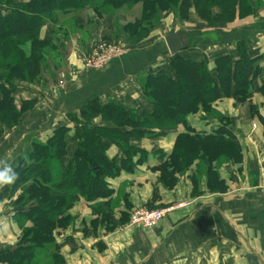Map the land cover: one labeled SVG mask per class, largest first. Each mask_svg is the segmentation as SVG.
<instances>
[{
    "label": "crops",
    "instance_id": "obj_1",
    "mask_svg": "<svg viewBox=\"0 0 264 264\" xmlns=\"http://www.w3.org/2000/svg\"><path fill=\"white\" fill-rule=\"evenodd\" d=\"M253 11L245 17L248 20L243 17L214 25L187 26L174 21L168 30L158 28L146 38L145 44L127 49L102 70L81 73L75 61L76 67L69 65L67 69L65 88L20 84L14 96L16 105L32 99L35 107L24 114L16 128H4L0 159L13 164L27 151L29 138L31 143L44 142L55 128L65 125L69 128L65 136L66 154L60 161V166L65 167L77 154L80 139L75 133L78 121H82L81 109L89 102L115 101L118 106L132 111L138 122L152 112V105L142 94L140 80L147 73L159 70L175 77L170 67L172 55L165 43L170 32L178 33L184 44L177 54L204 61L214 81L218 78L215 61L220 56L229 55L234 61L240 58L241 52L250 57L262 56L259 63L262 72L254 79L257 91L247 100L238 101L234 97L237 86L233 82L230 95L211 103L213 113L199 108L187 114L184 123L178 122L170 129L159 128L161 122L157 120L150 135L129 138L132 147L146 152L145 160L134 171H121L107 177L111 192L107 197H96L88 202L82 196L69 209L72 222L55 235L65 264H264V95L258 91L264 86V2L254 5ZM113 21L114 16L110 15L97 19L90 41H109ZM87 22V15L80 14L76 22L72 21V26L85 30ZM55 26L44 25L40 36L46 38ZM80 33L78 43L72 41L71 53L78 60L75 50L84 49L89 42L88 37ZM222 116H226V120H220ZM89 120L93 127H115L101 115ZM221 123H226L238 147L232 158L221 155L217 159L215 168L224 181V189L209 186L205 168L198 159L177 175L172 188H163L156 180L158 172L152 167L172 151L177 136L190 127L211 133ZM130 129L128 126L120 128L121 131ZM137 130L148 129L139 127ZM104 142L108 144L106 155L116 157L118 163L122 157L119 147L107 139ZM154 187L158 188L159 196L154 209L168 206L170 211L152 228L129 226L133 209L148 206ZM2 189L0 187V191ZM12 200L0 198V250L14 247L22 227L31 225L30 221L20 219L18 211L24 208L20 209ZM108 200L111 211L105 221L100 203ZM37 251L42 263L49 259L43 254L47 251L45 248Z\"/></svg>",
    "mask_w": 264,
    "mask_h": 264
},
{
    "label": "trees",
    "instance_id": "obj_2",
    "mask_svg": "<svg viewBox=\"0 0 264 264\" xmlns=\"http://www.w3.org/2000/svg\"><path fill=\"white\" fill-rule=\"evenodd\" d=\"M215 1L216 6L213 5ZM238 2L240 5L235 6ZM225 3L229 5H222ZM137 4L140 5L138 15L121 28L128 41L147 36L159 24V16L172 7L178 8L181 19L195 8L204 20L217 24L232 22L236 9H240L242 14H251L252 11V6L245 0H0V137L4 126L17 125L27 105L34 102L32 99L23 100L18 110L14 96L20 84L42 82L45 85V80H55L52 49L62 39L67 40L68 30H73L69 22H63L68 13L89 6L97 15L90 18V22L95 24L104 14L111 11L126 13L128 7ZM46 22L57 26L44 38L40 32ZM261 58V55L250 57L246 52H241L235 61L229 55L220 56L215 61L218 78L214 81L204 61L186 59L175 53L170 59L175 77L159 70L147 73L140 80L142 94L153 107L145 120L138 122L132 111L118 106L115 101L100 104L93 100L82 107V121L76 120L80 122L75 133L80 139L77 154L65 167L60 166V161L66 154L67 126L55 128L44 142L33 141L12 164L18 172V179L0 191V198H13L14 205L24 208V211H18V215L23 221H30L31 225L22 227L14 247L0 250V262L65 264L55 235L72 222L69 209L82 196L88 202L96 197H107L111 193L107 177H114L121 171H134L145 160L146 152L132 147L129 138L150 134L157 120L161 122L159 128L166 124L170 129L178 122L184 123L186 115L199 108L209 112L211 103L230 95L233 82L237 86L234 97L238 101L247 100L257 91L254 79L262 72L259 66ZM45 68L50 70L49 73L43 72ZM258 91L264 95V86ZM94 115L112 121L115 127L91 126L89 119ZM225 124L221 123L207 134L191 127L179 134L172 151L152 167L158 172L157 182L166 190L172 188L178 180L177 175L198 159L205 168L209 186L223 190L224 181L215 168L217 159L221 155L232 158L235 148H238ZM126 126L131 129L120 130ZM139 127L148 130H137ZM104 139L119 147L122 157L118 163L116 157L106 155L108 144ZM157 192L158 188L154 187L148 208H153L158 201ZM110 205L109 200L100 203L105 221L110 218ZM41 248L47 250L43 254L49 257L43 263L37 256V250Z\"/></svg>",
    "mask_w": 264,
    "mask_h": 264
},
{
    "label": "rangeland",
    "instance_id": "obj_3",
    "mask_svg": "<svg viewBox=\"0 0 264 264\" xmlns=\"http://www.w3.org/2000/svg\"><path fill=\"white\" fill-rule=\"evenodd\" d=\"M247 1L252 6L251 13L254 12L253 11L254 5L257 6V3L260 5L261 3L264 2V0H245V2H247ZM236 3H235V6L236 5H240L241 2L240 3L238 2V4H236ZM216 4H217V2L215 1L213 3V5L216 6ZM222 5L228 6L229 3H225V4H222ZM139 6L140 5L137 4V5H134L132 7H128V9H127L128 11L126 13H119V11H113V12L111 11L108 14H104L103 15V16H109V15L110 16H114L112 29H110V31H109L110 34H111V39L109 41H107L105 39L104 40L107 41V42H112V43L117 44L120 47V49L123 51V54H125L127 49H130V48H132L134 46H137V45L142 46V44L145 41H147V39H148L147 37L150 34L154 33L158 28H162L163 29L162 31L168 30L170 28V26L174 23V21H178L179 23L187 25V26H188V24H189V26H195V25L202 26V25H206V24H209V23H211L212 25L215 24L211 20L210 21L204 20L200 16L199 11L197 9H195V8L191 9L188 12V15H187L186 18L181 19V15L178 12V8L176 7L174 9L172 7L170 9H167L166 11H164L162 13V15L159 16V18H158V23L159 24H157L155 26V28L150 30L149 33L147 34V36H144L143 38H141L139 40H136V41H134L133 39H131L133 41H128L126 39V35L122 34L121 28L124 25H126L128 22H130V20L133 19L135 15H138ZM238 8H241V7H238ZM213 11H214V9H213ZM236 13L237 14H236L234 20L243 18L244 16L248 17L250 15L249 13L248 14H242L240 12V9H238V10L236 9ZM80 14H86L87 15V21L88 22H87V26H85L87 30L86 29L85 30L77 29L75 25L72 26V21L76 22V17L78 15H80ZM91 14H93V15H91ZM91 17L94 18V17H97V15H96V13H93V11L90 9L89 6L87 8H85V9L76 10V11H73V13H68L65 16L66 19L63 22H66V23L69 22L68 25H70L71 29L73 28V30L72 31L68 30V38H67V40L64 41L62 39L63 41L61 40V42H59L57 45H55L54 49H52L53 55H51V56H53V57H52V60L51 59L50 60L54 63V68H56V70L53 68V70H55L54 71L55 80H53V79L45 80V85L42 82H34L32 84L37 85V86H42L43 88H46V89H49L50 87L52 88V86H55V87H57V86L59 87L60 86L59 88H65V85L67 83V81H66V74H67V71H68L67 69H68L69 65L72 68H75L76 67L75 61L78 62V65H77L78 68L77 69H78V71H81V73L83 71H90L95 64H96V66L92 70H102V69H104L106 67V64H104L102 60H104L105 58L111 56L112 53H110L109 51H106V50L104 51V49H102L100 47L101 43L104 42V40H97V41H94V42L90 41L91 38H92V33H91L92 30L91 29H93L94 25L96 24V23L94 24L93 22H90V18ZM245 19L248 20L249 18H245ZM49 23L50 22H46V24H44V25H50L51 23L50 24ZM64 27H66V26H64ZM64 27H62V28H64ZM85 27H83V28H85ZM89 29H90V31H89ZM80 32H82L85 37H88V41L89 42L87 43L86 46H84V49H82L81 47H80V49H78V47H77V50H75L76 53H78L77 55H79L78 56L79 60H78L71 53H72V49L74 48L73 43H76L77 40H78V37L81 36ZM71 34H72V36H71ZM72 41H73V43H72ZM139 46H137V47H139ZM122 55H120V56H118L116 58H119ZM56 64H58L59 66L57 67ZM90 65H92V66H90ZM49 71L50 70H48L46 68L43 70V72H45V73H49ZM75 78H76V75H75ZM73 82H74V80H73ZM140 86H141V81H140ZM50 96H52V95L50 94ZM169 97H170V95H169ZM15 100H14V102H15ZM15 105H16V103H15ZM21 105H22V103L21 104L18 103V105H16L18 110L21 109ZM34 107H35V102L27 105V107H26L27 109H25L23 111V114L20 115V119H19V122L17 123V125H14L12 127H6V126H4V127L7 128V129L16 128L18 125H20L22 123L23 118L25 117L24 114L30 112L32 109H34ZM209 111L211 113H213L214 110H209ZM96 116L97 115H94L93 117H96ZM219 118H220V120L222 118H223V120L224 119L226 120V116H222V118L221 117H219ZM154 128H155V126L153 127V129ZM161 128H166V124L162 125ZM152 132H154V131H152ZM3 134H4V130H3ZM145 135L147 136V135H150V134H144L142 136H145ZM1 138H2V136L0 137V139ZM27 142H28L27 148H29V145L31 144L30 138L27 140ZM202 167H203V165H202ZM147 208L148 207H146V206H137V207H135L133 209L132 213L138 212L139 210L142 211L143 209H147ZM153 208H150V209H153ZM168 208L171 209V207H168ZM132 227H134V226H132ZM52 262H56V261H52Z\"/></svg>",
    "mask_w": 264,
    "mask_h": 264
},
{
    "label": "built area",
    "instance_id": "obj_4",
    "mask_svg": "<svg viewBox=\"0 0 264 264\" xmlns=\"http://www.w3.org/2000/svg\"><path fill=\"white\" fill-rule=\"evenodd\" d=\"M100 47L104 49V51H109L112 53L111 56L105 58L103 61L104 64H109L111 60L114 58L120 56L123 54V51L120 49V47L112 42H107L104 40V42L101 43ZM92 66V65H90ZM96 64L93 66L92 69H94ZM256 125L253 124V127ZM170 208H162V209H143L142 211H138L135 213H131L130 215V222L129 226L134 227H141V228H152L156 226L165 216L166 213H168Z\"/></svg>",
    "mask_w": 264,
    "mask_h": 264
},
{
    "label": "clouds",
    "instance_id": "obj_5",
    "mask_svg": "<svg viewBox=\"0 0 264 264\" xmlns=\"http://www.w3.org/2000/svg\"><path fill=\"white\" fill-rule=\"evenodd\" d=\"M18 179V172L7 159H0V187L9 186Z\"/></svg>",
    "mask_w": 264,
    "mask_h": 264
},
{
    "label": "water",
    "instance_id": "obj_6",
    "mask_svg": "<svg viewBox=\"0 0 264 264\" xmlns=\"http://www.w3.org/2000/svg\"><path fill=\"white\" fill-rule=\"evenodd\" d=\"M165 43L168 48V51L171 55L177 54L178 50H181L184 48V44L182 42V38L178 33L170 32L165 37Z\"/></svg>",
    "mask_w": 264,
    "mask_h": 264
}]
</instances>
